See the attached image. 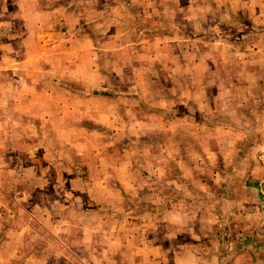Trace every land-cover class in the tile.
Masks as SVG:
<instances>
[{
	"label": "rangeland",
	"instance_id": "obj_1",
	"mask_svg": "<svg viewBox=\"0 0 264 264\" xmlns=\"http://www.w3.org/2000/svg\"><path fill=\"white\" fill-rule=\"evenodd\" d=\"M130 6L134 12L127 11ZM63 18L76 20L80 41L74 48L80 55L74 59H67L66 53L73 42L66 46L68 40L59 38ZM47 22L50 32L36 35L40 29L35 24ZM205 29L219 37L215 51L223 56L238 53L233 61L221 59L222 65L234 64V68L218 70L209 82L225 87L239 84L235 92L225 90L220 97L225 103L234 99L236 107L223 104L220 109L226 117L242 110L239 120L227 121L231 124L228 130L236 127L243 134L241 148L204 157L209 170L202 174L208 181L219 177L218 182L233 184L219 187L226 191V214L232 217L222 216L216 228L222 230L219 227L227 224L245 227L253 221L258 229L264 228V144L254 151L255 142H264V0H0V148L4 151L0 171L5 186L17 195L14 239L20 246L5 256L0 252L2 263L135 264L134 252L122 249L127 241L123 226L114 227L121 233L114 234L110 244L105 230L107 223L114 225L106 217L107 205L114 213L123 209L122 187L112 184H120L125 173L126 178L137 176L138 171H131L132 175L123 169L128 164L138 167V157L143 158L131 154L137 150L131 138H137L139 127L158 129L156 121L139 114L137 101L153 102L159 91L152 81L147 84L148 74L138 72L161 61L151 58L158 51L184 50L191 36L200 38ZM176 40L178 47L172 45ZM202 45L195 42V49ZM27 97L38 102L27 105ZM210 118L211 125L217 123ZM255 134L262 139L251 138ZM145 176L162 179L155 192L162 198L172 193L169 180L182 178L165 171H146ZM212 184L210 188L218 187ZM154 188L148 185L141 195L153 200ZM232 197L235 202L230 201ZM131 199L136 204L137 193ZM208 205L217 210V203ZM92 211L100 212L101 218L84 214ZM249 211L258 219L233 218L234 212ZM179 224L169 228L163 222L159 234L163 240L168 228L169 233H178V250L182 251L181 243L190 238L180 233ZM234 237L242 249L253 246L255 236L226 235V239ZM215 239L209 250L198 234L191 239V252L199 257L209 252L208 264H217L223 252L214 249ZM230 247L227 253L234 255ZM261 247L246 251L241 264H250L254 257L257 264H264Z\"/></svg>",
	"mask_w": 264,
	"mask_h": 264
},
{
	"label": "crops",
	"instance_id": "obj_2",
	"mask_svg": "<svg viewBox=\"0 0 264 264\" xmlns=\"http://www.w3.org/2000/svg\"><path fill=\"white\" fill-rule=\"evenodd\" d=\"M209 7H212V4ZM40 8V14H42L44 8L42 6ZM127 11L134 12L135 10L130 6ZM75 15L76 13L70 17ZM46 16H42V20ZM49 23H42L41 26L35 24L40 29V31H36V35H44L50 32ZM76 29V20L62 19L59 38L62 39L61 42L68 40L63 44L66 46H70V43L73 42L71 50L66 52L69 54L67 59H74L80 55V50L74 48L76 41H80L79 35L76 36ZM204 32L200 38L196 37L197 39L191 36L189 46H185L184 50H174L170 53L158 51L155 57L152 55L151 58L160 59V62L150 63L151 67L145 66L142 70H140L141 67L137 68V71L140 70L138 73L143 71L149 75L148 78L151 77L147 84H151L152 81L155 85L154 90L159 91L153 102L138 99V112L143 114L145 119L149 118L150 121H156L158 129L152 131L147 126L139 127L136 134L137 138H131L133 142L137 143V150L132 151L131 154L136 152L137 156H143V158L138 157V167L128 164L126 168L123 167V170L129 174L131 171H135L134 174L138 171L136 174L138 177L131 173L133 178H130V175H127L126 178L125 173L120 184H112L122 187L123 209L121 212L114 213V210L107 205L106 217L111 218L114 225L110 226V223H107V230H105L106 237L109 239L108 244L115 239L114 234L119 236L121 232L123 233L127 241L122 244V249L129 248L134 252L132 260L135 264H208L210 261L209 252L201 257L191 252V239H194L198 234L202 236V241L208 243V245L206 244L208 247L205 246V248L209 250L212 248L210 244H212L214 236L217 237L215 239L217 245L214 246V249L223 252V255H219L217 258V264H241L242 260L245 259L243 257L247 255L246 251L256 252L259 244H262L261 248H264V238H260L264 237V228L258 229L254 221L250 226L245 227L242 224L237 225V227H234V224H227L228 226H218L223 228L222 230L216 228V224L220 222L222 216L232 217V214H226L228 211L226 210V191H220L219 187L222 188L227 185L225 188H228L233 184L230 180L218 182L219 177L217 180L213 178L212 182L208 181L202 174L205 170H209L208 164H206L208 161L204 157L226 155V151L230 154L241 148L243 134L236 127L228 130L227 126L231 127V124H227V121L239 120L242 116V110L233 114L229 113L228 117L225 116V112L220 109L221 106L224 104L235 108L236 102L234 99L227 103L221 102L220 97L225 90L235 92L236 87L239 88V84L230 83L225 87L223 83L216 82L213 86L210 85L209 76L218 74V70L223 68H234V64L222 65L221 59L233 61L239 57L235 51L226 56H223L220 51H215L219 37L211 29H205ZM140 38L137 40L138 42ZM169 41L172 43L174 39L169 38ZM197 41L204 43V46L195 49V42ZM172 45L178 47V41L176 40ZM147 67L150 69H145ZM156 76H159L160 80ZM167 79L169 82L166 81ZM147 90H151V88H147ZM24 100L27 105L30 102V106L38 102V99L30 97ZM211 116L217 119V123L211 125ZM128 137L130 139V133ZM251 138L257 139L258 135L255 134ZM258 139H262L261 136ZM263 144L262 141L255 142L254 151H258ZM1 154H4L2 148H0V156H2ZM160 155H163V159L160 158ZM146 171H165L173 175H182V178L170 179L169 185L172 188V193L168 197L162 198L161 195L155 193L157 192L156 188L162 185V179L147 178L145 176ZM197 172H200L199 176H197ZM192 177L196 178L191 179ZM3 178V173L0 171V252L5 256L8 253L18 251L20 248L17 240L14 239V225L17 222L19 205L15 200L17 195L13 194L11 188L5 186ZM212 183H218V187L215 188L214 185L213 188H210ZM148 185L154 188L152 189V194L155 193L153 200H147L144 195H141V190ZM244 185L245 183H243ZM136 193L137 203L135 204L131 197L135 196ZM232 199L234 202L236 201V197H232L231 202ZM6 203H8V207L5 206ZM211 203H217V210L209 207L208 204ZM220 203L221 205H218ZM24 210L25 217L30 220L29 211ZM84 214L91 215L95 219L102 216L100 212L93 211ZM233 218L252 220L258 219V216L253 211L248 213L234 212ZM178 221L182 227L180 233L190 238L186 243H181L184 245L182 251L178 250V233H169V228L173 225L176 226ZM163 222L169 228L162 240L159 233L163 229ZM115 226H123V230L121 232L114 231ZM132 231L136 232L133 233ZM229 234L255 236L253 246L242 249L243 246L238 238L226 239V235ZM231 245L232 250L235 251L234 255L227 253V249L231 250ZM8 259L5 258L6 261ZM257 262L258 260L254 257L250 264H257ZM0 264L7 263H2L0 259Z\"/></svg>",
	"mask_w": 264,
	"mask_h": 264
}]
</instances>
